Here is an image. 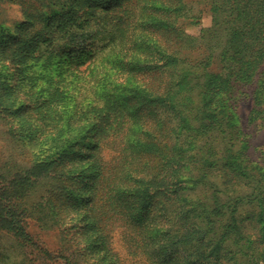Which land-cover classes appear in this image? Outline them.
Masks as SVG:
<instances>
[{"label":"trees","instance_id":"obj_1","mask_svg":"<svg viewBox=\"0 0 264 264\" xmlns=\"http://www.w3.org/2000/svg\"><path fill=\"white\" fill-rule=\"evenodd\" d=\"M115 3L0 0V122L65 125L54 150L0 173V242L11 236L37 264H124L116 226L140 264H264V155H250L237 113L255 84L250 120L264 121V0H209L213 24L198 36L180 24L185 0ZM12 6L20 17L10 25ZM86 48L82 71L101 61V91L67 96V106L56 84L45 98L20 89L29 68L73 66ZM110 136L122 144L113 166L99 157ZM33 218L77 237L51 253L29 232Z\"/></svg>","mask_w":264,"mask_h":264},{"label":"rangeland","instance_id":"obj_2","mask_svg":"<svg viewBox=\"0 0 264 264\" xmlns=\"http://www.w3.org/2000/svg\"><path fill=\"white\" fill-rule=\"evenodd\" d=\"M120 1L121 0H116V3L113 5L114 12L119 8L118 3ZM122 1V8L124 9V7L128 6V0ZM185 2L189 10L188 16L186 19L181 18L180 24L183 25V29H185L186 33L198 36L202 29L210 28L213 24V14L210 10L209 0H185ZM99 12L100 10H98L97 15H99ZM19 15L20 12L18 11V7L12 6L7 10V17L5 20L8 24L13 25L16 19L19 20ZM89 50V48L84 49V56L81 60L73 62V66H71L72 63L70 61H64L59 67L54 66L52 68L54 71H48L47 73H45L44 68L41 67L40 63L34 68H29L27 70L28 77L19 83L20 89L23 92H27L33 87L34 93L45 98L48 93L51 92L53 87H55L53 85L56 84L64 92V94H61V98L67 106L69 102H71L67 99V96H80V94L90 95L87 93L91 92V86L93 89L95 88L97 91H101L100 88H97L98 85H104L106 82L101 68V61H96L97 64L95 66L91 63L89 67L82 71L86 64H88L86 57L88 56ZM262 69H264V65L262 66ZM4 77H6V82H9L5 71L2 73V78ZM258 78L259 74L255 77V81H257ZM110 81L117 82L113 79V75H111L109 82ZM254 88L255 84L249 85L247 89H245L246 94L237 104V113L240 116L243 128L250 136V144L252 145L250 155L254 159H258V157L264 155V121L260 118L253 121L250 120L254 107L252 97V91ZM43 90H46V93H43ZM119 108H121V106ZM67 109L66 113L69 114ZM15 110L16 109H14L13 112H15ZM129 110L132 111L131 108H129ZM9 120L10 122L7 121L8 123L0 122V173L7 175L14 173L21 165L28 163L32 159L43 156L42 153H45V151L47 153L48 149L54 150L59 143L58 140H61V143L65 140L64 136L61 134V131L65 126L63 120H48L46 126L44 124L39 126L35 123H22L21 127L18 126L16 120L10 118ZM41 127L43 129H41ZM90 136L91 138L86 141V145L88 147L87 150L92 151L93 145L91 146L89 143H94V134L92 133ZM121 146L122 144L119 142V139L110 136L108 139L100 143L99 157L102 158V161L105 162L107 166H113ZM262 157L263 156H261V158ZM37 196L38 195L34 193L29 197L28 202L32 203L33 200L37 199ZM67 227L72 228L73 224H69ZM115 227L116 226L112 227L114 229L112 231V247L115 249L114 251L117 252L124 264H140V261L134 259L126 251L123 242L125 234L123 229L121 227ZM28 230L40 247L54 254L60 247L69 248L77 237L70 235L69 238L66 239L65 237L60 236L59 230L54 228H40V224L35 218L28 220ZM0 243V252L5 255L4 261L1 264L19 263L22 261L23 257L28 260L24 264H32L29 261H33L34 264L38 263L39 255L36 252L31 253V250L28 249L25 251L27 254L23 256L22 250L16 247L15 241L11 236L2 237ZM84 259L88 261L90 256L86 255ZM48 264L63 263L60 259H56L50 261Z\"/></svg>","mask_w":264,"mask_h":264}]
</instances>
